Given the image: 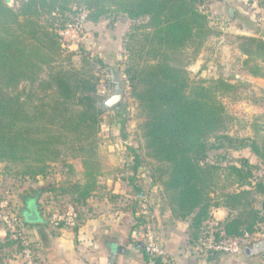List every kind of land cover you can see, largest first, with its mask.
Instances as JSON below:
<instances>
[{
    "label": "trees",
    "instance_id": "trees-1",
    "mask_svg": "<svg viewBox=\"0 0 264 264\" xmlns=\"http://www.w3.org/2000/svg\"><path fill=\"white\" fill-rule=\"evenodd\" d=\"M204 1L20 0L10 7L0 0V163L18 166L16 175L23 181L45 179L55 172L51 165L61 163L66 168L61 179L43 189L66 195L80 221L78 207L92 196L102 175L98 153L104 110L96 104L98 78L88 67L89 58L83 57L81 67L71 64L73 52L64 57L66 48L53 22L64 17L63 30L78 22L69 14L83 12L87 21L125 16L132 23L124 38L122 86L142 120L141 146L127 147V167L133 177L148 171L171 216L188 222L195 242L209 229L212 210L221 207L226 216L212 229L216 235L241 237L243 247L264 220V176L256 173L264 163V140L260 145L225 133L229 118L219 98L234 87L232 82L189 77L187 67L213 33L200 8ZM42 16H47L45 23ZM241 39L243 54L264 53L262 38ZM138 149L150 160L147 168ZM246 149L257 163L243 154ZM68 158L80 159L81 180ZM4 249L20 253L23 245L5 230L0 259Z\"/></svg>",
    "mask_w": 264,
    "mask_h": 264
},
{
    "label": "rangeland",
    "instance_id": "rangeland-1",
    "mask_svg": "<svg viewBox=\"0 0 264 264\" xmlns=\"http://www.w3.org/2000/svg\"><path fill=\"white\" fill-rule=\"evenodd\" d=\"M19 1L10 0V3L6 4L16 7ZM200 8L210 20L213 33L208 37L199 56L187 67L189 77L195 80L224 77L232 82L234 87L219 98L229 118L225 133L234 137L254 139L262 145L264 140V53L248 56L241 52L239 46L244 41L241 36H254L264 40V2L263 0H205ZM229 9L232 10V15L229 14ZM68 17L80 22L82 32L86 33V36L80 41H63L66 48L64 57L72 51L73 55H70L69 60L76 67L84 65L83 57L89 58L88 67L98 78L96 99L101 100L114 90L115 83L111 84L110 77H114L115 82L124 89V98L115 107L103 112L101 148L98 153L102 167L116 166L117 163L121 165L130 159L127 156L129 153L127 147L141 146L139 124L142 120L137 116L136 102L130 97L128 89L122 86L125 81L121 73L125 61L124 38L132 22L121 15L87 21L83 12L79 15L69 14ZM46 19L47 16H42L40 21L45 23ZM53 23L60 34L59 28L66 21L64 17L57 16ZM90 57L101 59L102 63L94 62ZM121 109L125 112L124 117L121 116ZM121 118L124 120L123 123ZM138 152L144 155V150L138 149ZM243 154L252 163H257L255 154L249 149L244 150ZM143 160L141 166L147 168L145 162L150 160L145 156ZM67 161L74 166L75 177H77L79 172L76 169L80 167V159L68 158ZM51 167L55 171L53 175L45 179L23 181L16 175L18 166L0 163V203L9 201L18 213L22 196L32 193L33 189L44 188L50 181L60 180L62 177L60 172L63 173L66 170L61 163H54ZM256 173L264 176V163L260 165ZM72 176L68 174V177L74 178ZM157 186L160 189V186ZM155 193L158 194V191ZM41 200L44 201V195ZM51 205L53 209H64L68 204L55 198L48 204H43V207L49 209ZM79 209L82 210V208ZM50 211L47 212L50 213ZM3 213V210L0 211V229L5 228L1 218ZM212 221L216 222V218ZM258 239H264V220L258 224V231L243 241L241 259L244 261L247 259L244 247ZM17 253V256L21 258L20 253ZM222 259L224 260V256ZM253 260L250 264H264V257L259 254Z\"/></svg>",
    "mask_w": 264,
    "mask_h": 264
},
{
    "label": "crops",
    "instance_id": "crops-1",
    "mask_svg": "<svg viewBox=\"0 0 264 264\" xmlns=\"http://www.w3.org/2000/svg\"><path fill=\"white\" fill-rule=\"evenodd\" d=\"M76 170L79 172L76 178L81 180V162ZM43 195L44 201L41 200ZM55 198L68 204L66 195H54L38 188L24 195L18 208L19 215L27 223L26 237L42 264H107L113 251L116 252L114 264H143L146 257L141 247L139 209L144 200L153 215L155 233L166 264H250L257 256L244 252L247 256L244 261L241 255L233 257L198 251L188 222L171 216L160 189L150 181L148 171L133 177L126 163L102 167L97 189L79 207L82 208L79 209L81 219L76 228L49 224L47 211L54 207L51 205L46 209L43 204ZM225 216L224 208L212 210V219L216 218V222ZM4 237L3 228L0 229V241ZM16 253L14 249H4L2 255L6 256L0 259V264H25Z\"/></svg>",
    "mask_w": 264,
    "mask_h": 264
},
{
    "label": "built area",
    "instance_id": "built-area-1",
    "mask_svg": "<svg viewBox=\"0 0 264 264\" xmlns=\"http://www.w3.org/2000/svg\"><path fill=\"white\" fill-rule=\"evenodd\" d=\"M264 2V0H263ZM63 41H80L86 33L82 32L80 22L69 24L60 31ZM6 209V211L4 210ZM8 209V211H7ZM4 211L1 218L4 222L5 230H7L14 239L21 240L23 249L20 256L25 264H42L35 256L28 238L25 236V230L21 226L20 219L10 202L5 200L0 203V211ZM139 214L141 217V247L145 254L146 260L143 264H166L163 259L164 251L157 239L154 225L153 215L150 211L147 200L140 203ZM77 211L73 206L67 205L64 209H53L48 215L49 224L55 227H75L78 224ZM212 220L209 222L208 230L196 241L198 251L204 254H224L237 257L241 254L242 238L238 236H225L222 232L215 234L212 226Z\"/></svg>",
    "mask_w": 264,
    "mask_h": 264
},
{
    "label": "water",
    "instance_id": "water-1",
    "mask_svg": "<svg viewBox=\"0 0 264 264\" xmlns=\"http://www.w3.org/2000/svg\"><path fill=\"white\" fill-rule=\"evenodd\" d=\"M6 3H10V0H6ZM229 14L232 15V10L229 9ZM114 84V90L112 91L111 94L108 96L102 98L101 100L97 101V106L100 107L103 110H109L113 107H115L123 98H124V89L115 82V79L113 80ZM259 241H264V239H258ZM121 252V249H119ZM244 252L247 255H252L251 250L249 246L244 247ZM116 252H111L109 260L107 264H114V259H115Z\"/></svg>",
    "mask_w": 264,
    "mask_h": 264
},
{
    "label": "flooded vegetation",
    "instance_id": "flooded-vegetation-1",
    "mask_svg": "<svg viewBox=\"0 0 264 264\" xmlns=\"http://www.w3.org/2000/svg\"><path fill=\"white\" fill-rule=\"evenodd\" d=\"M252 255H262L264 256V241L255 240L248 244Z\"/></svg>",
    "mask_w": 264,
    "mask_h": 264
}]
</instances>
